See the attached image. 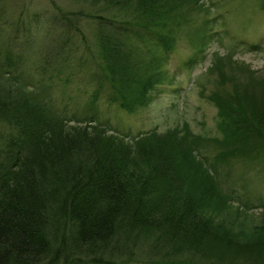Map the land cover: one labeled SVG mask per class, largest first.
I'll return each instance as SVG.
<instances>
[{
	"label": "trees",
	"instance_id": "1",
	"mask_svg": "<svg viewBox=\"0 0 264 264\" xmlns=\"http://www.w3.org/2000/svg\"><path fill=\"white\" fill-rule=\"evenodd\" d=\"M94 1L100 6L95 18L103 25L102 33L108 30L97 39L95 55L78 54L69 46L71 38L62 41L59 34L69 28L65 17L55 14L54 20L34 17L23 29L19 18L13 40L0 45V64L16 77L23 58L32 55L23 42L46 37L53 45L70 48L64 54L76 62L73 78L83 72L93 79L90 86L106 84L118 106L128 110L146 101L156 72L166 64L161 56L170 51L180 0ZM113 11L114 17L107 18ZM126 34L161 49L158 60L147 63L130 52ZM40 50L39 62L50 56L48 64L59 65L55 71H66L60 64L69 56ZM0 92V123L10 137L7 150L0 152V264H144L137 257L141 260L144 250L154 251L155 244H162L164 256L157 264H221L210 256V248L230 243L201 204L203 187L195 188L196 180L174 168L171 136L125 142L96 124L70 126L75 119L51 116L54 110L43 96L38 100L23 93L18 99L4 96L3 88ZM98 96L99 90L90 96L93 108ZM243 128L240 140L251 137L264 148V127L248 123ZM209 178L201 176V183L207 185ZM175 257L179 259L170 260Z\"/></svg>",
	"mask_w": 264,
	"mask_h": 264
},
{
	"label": "rangeland",
	"instance_id": "2",
	"mask_svg": "<svg viewBox=\"0 0 264 264\" xmlns=\"http://www.w3.org/2000/svg\"><path fill=\"white\" fill-rule=\"evenodd\" d=\"M95 5L94 0H0V45L13 40L12 30L19 18L21 28H28L34 17L54 20L58 14L65 17V28H69L59 34L62 41L71 38L69 46L78 54L95 55L103 29L95 18L100 6ZM101 11L104 15V8ZM114 15V11L107 13V18ZM128 17L132 19L131 12ZM128 17L125 20L130 21ZM172 22L170 51L161 56L166 64L156 72L146 101L133 108L119 107L105 90L106 84L90 86L93 79L85 73L73 78L76 62L64 54L70 48L53 45L41 36L34 37L31 44L23 42L32 55L23 58L16 77L9 76L0 64L2 94L21 99L25 93L38 100L43 96V102L49 99L54 110L51 116L58 118L60 113L75 119L70 126L96 124L125 142L171 136L174 168L182 177L196 180L199 185L195 188L203 187L201 204L230 243L210 248V256L221 264H264V148L251 137L248 141L239 137L243 125L264 127V0H180ZM107 31L105 28L104 33ZM126 36L130 52L135 51L147 63L158 60L161 49L153 43L146 44L133 34ZM40 49L69 56L67 63L60 64L67 73L55 71L59 65H49L51 57L45 54L39 62ZM97 90L98 102L93 108L90 96ZM5 128L0 123L2 153L10 140ZM205 175L210 177L207 185L201 183ZM155 245L154 251L140 254L142 250H138L142 259L136 260L162 263V244Z\"/></svg>",
	"mask_w": 264,
	"mask_h": 264
}]
</instances>
